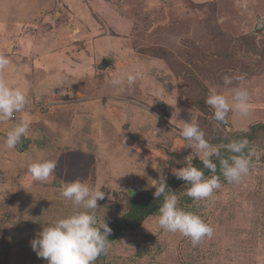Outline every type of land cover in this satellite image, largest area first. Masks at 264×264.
Instances as JSON below:
<instances>
[{
	"label": "rangeland",
	"instance_id": "374dc122",
	"mask_svg": "<svg viewBox=\"0 0 264 264\" xmlns=\"http://www.w3.org/2000/svg\"><path fill=\"white\" fill-rule=\"evenodd\" d=\"M41 4L52 7L47 23L58 22L41 31L56 42L48 54H64L47 55L43 73L69 80H50L51 89L65 88V94L44 101L27 97L22 111L0 121V264H47L30 241L76 210L60 195V180L80 179L103 191L94 210L98 222L120 227L133 199L153 196V180L171 183L172 169L186 166L177 161L193 153L179 134L183 122H190L189 110L212 144L264 125V0ZM104 59L111 62L105 71ZM133 70L142 74L133 85H111L115 75ZM225 75L244 79L225 86ZM237 86L250 94V114L230 112L229 122L216 126L207 96L215 91L230 100ZM22 120L27 137L6 149L7 133ZM248 142L251 167L241 183L216 174L221 186L210 201L194 202L184 193L186 184L174 190L178 207L213 228L211 238L193 246L189 238L164 231L157 210L111 241L97 264H264V132ZM44 160L56 161L57 168L47 181H35L28 166Z\"/></svg>",
	"mask_w": 264,
	"mask_h": 264
},
{
	"label": "clouds",
	"instance_id": "9594fccd",
	"mask_svg": "<svg viewBox=\"0 0 264 264\" xmlns=\"http://www.w3.org/2000/svg\"><path fill=\"white\" fill-rule=\"evenodd\" d=\"M10 60L0 55V72L7 69ZM138 70L127 73H118L111 80L113 87H122L127 82L131 86L141 78ZM243 76L230 77L225 75V86L231 85L233 80L243 81ZM231 99L222 93L211 91L205 103L212 110V119L216 126L229 122V113L246 118L251 111L250 94L246 88L237 86L231 89ZM160 95L159 92L155 93ZM27 103V96L20 87H12L5 80L0 79V121L13 118L14 114L22 111ZM190 111V122H183L180 136L193 149V153L186 156L183 161H177L186 166L173 168L172 174L178 180L186 182L184 193L194 202L210 201L214 190L221 185L216 175L219 161L220 174L228 183L239 184L249 175L251 161L246 153L249 142L245 139H232L228 143L212 144L205 139V133L200 129L195 117ZM29 126L20 121L13 130L7 133L4 147L13 150L27 137ZM226 150L230 155L225 158L221 151ZM198 157L203 168L193 165V158ZM57 168L54 160L33 162L28 166V173L33 180L44 182L52 176ZM211 176H206L204 170ZM60 195L72 202V214L58 219L54 224L43 227L34 239L30 241L32 250L38 258L47 261V264H95L101 254L109 250V235L111 229L103 222H98L94 210L98 208V201L105 198V193L98 188H92L87 182L80 179L58 182ZM155 192L153 196L159 205L157 221L161 229L169 233H179L190 239L193 246L198 245L204 238H211L213 228L204 222L197 214L185 211L178 207V196L171 190L165 177L153 180ZM83 209V210H81Z\"/></svg>",
	"mask_w": 264,
	"mask_h": 264
},
{
	"label": "crops",
	"instance_id": "0c3cea01",
	"mask_svg": "<svg viewBox=\"0 0 264 264\" xmlns=\"http://www.w3.org/2000/svg\"><path fill=\"white\" fill-rule=\"evenodd\" d=\"M41 3L42 0H0V50L4 45L9 44L6 52L0 53V55H4L10 60L8 68L0 72V79L5 80L12 87L21 88L23 84L24 91H30V95L27 94L29 101L35 98L42 101L45 98H53L54 100L56 95H63L66 92L65 88L57 87L56 91L51 89L50 80L65 81V83L69 80L51 79L43 73L47 67V55L61 56L62 58L64 54L60 52L48 54L49 51L52 52L49 50L51 44L56 42L52 43L53 39L48 41L47 39L51 35L44 36L41 31H46L47 27H52L53 19L49 23L47 20L48 17L53 18V14L49 11L52 7L48 4L43 6ZM57 24L53 26L57 28ZM58 26H61V23ZM31 27H34L33 30ZM12 35L14 39L10 38ZM11 41L12 43H10ZM19 47H23L22 50ZM104 61H107L111 66V62L104 59L100 64L101 69ZM41 64L42 69H40ZM58 71H60V67Z\"/></svg>",
	"mask_w": 264,
	"mask_h": 264
},
{
	"label": "trees",
	"instance_id": "16d2710c",
	"mask_svg": "<svg viewBox=\"0 0 264 264\" xmlns=\"http://www.w3.org/2000/svg\"><path fill=\"white\" fill-rule=\"evenodd\" d=\"M198 3H200L199 1H196ZM204 2V1H202ZM259 131H263L264 132V125H253L251 126L250 130L248 132L245 133H241V134H232L229 135L227 137H224L220 143H228L230 140L232 139H247V140H253L257 134L259 133ZM26 142L25 139H23L22 143L24 144ZM22 148L24 145H20ZM250 152V147L248 146V148L246 149V153L249 154ZM221 155L225 158H227L230 153H228L226 150H222L221 151ZM213 162L217 163V172L216 174L220 175V169H219V161L213 157ZM194 166L203 168V165L201 164L200 161L196 162L195 164H193ZM205 171V175L206 176H211V173L208 170H204ZM169 188L171 190H175L176 188H178L181 185L186 184V182L182 181V180H178L177 178H175L171 183H167ZM133 195H135V193H132ZM163 202L162 197L161 200H157L155 199L151 194H146V196H139L136 197L135 199L132 200L131 203V212L130 214L127 216V219L125 222H122L120 225V227L115 226L114 229H111V234L109 235V240L110 241H115L117 240L120 235L122 233H124L127 229H133L136 228L138 226H140L143 221L151 216L154 212H156L159 208V205ZM117 225V224H116ZM103 255V254H101ZM95 264H97V260L95 261Z\"/></svg>",
	"mask_w": 264,
	"mask_h": 264
},
{
	"label": "water",
	"instance_id": "95a60500",
	"mask_svg": "<svg viewBox=\"0 0 264 264\" xmlns=\"http://www.w3.org/2000/svg\"><path fill=\"white\" fill-rule=\"evenodd\" d=\"M262 26H261V24L260 25H258V27H257V29H260ZM107 66H109V63L107 62V61H104V63L102 64V69H106L107 68Z\"/></svg>",
	"mask_w": 264,
	"mask_h": 264
},
{
	"label": "built area",
	"instance_id": "2783aa9c",
	"mask_svg": "<svg viewBox=\"0 0 264 264\" xmlns=\"http://www.w3.org/2000/svg\"><path fill=\"white\" fill-rule=\"evenodd\" d=\"M14 117H15V115H14Z\"/></svg>",
	"mask_w": 264,
	"mask_h": 264
}]
</instances>
